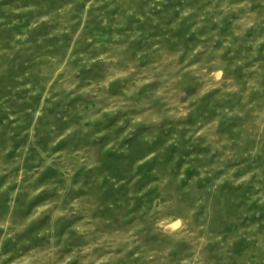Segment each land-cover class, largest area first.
<instances>
[{
	"label": "rangeland",
	"instance_id": "1",
	"mask_svg": "<svg viewBox=\"0 0 264 264\" xmlns=\"http://www.w3.org/2000/svg\"><path fill=\"white\" fill-rule=\"evenodd\" d=\"M0 264H264V0H0Z\"/></svg>",
	"mask_w": 264,
	"mask_h": 264
}]
</instances>
